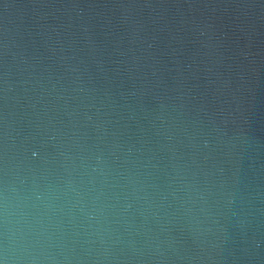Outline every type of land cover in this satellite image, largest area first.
<instances>
[{
    "label": "water",
    "instance_id": "95a60500",
    "mask_svg": "<svg viewBox=\"0 0 264 264\" xmlns=\"http://www.w3.org/2000/svg\"><path fill=\"white\" fill-rule=\"evenodd\" d=\"M0 264H264V0H0Z\"/></svg>",
    "mask_w": 264,
    "mask_h": 264
}]
</instances>
